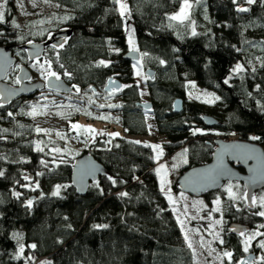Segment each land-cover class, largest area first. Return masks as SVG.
I'll return each instance as SVG.
<instances>
[{"label":"trees","instance_id":"obj_1","mask_svg":"<svg viewBox=\"0 0 264 264\" xmlns=\"http://www.w3.org/2000/svg\"><path fill=\"white\" fill-rule=\"evenodd\" d=\"M43 1L58 8L40 13L38 18L57 16L54 22H72L73 35L66 49L47 58L55 71L71 74L63 76L71 84L84 88L89 83L101 84L111 70L99 65L100 61L123 60L114 50L130 46L129 30L141 55L148 58L145 67L157 70V76L148 82L153 104L149 122L146 112L136 105L142 101L140 86L132 77V63L124 61L123 74L130 85L117 123L128 135L148 136L153 127L166 138L163 147L167 153L183 146L190 149L191 166L210 160L208 142H213L194 135V128L237 133L243 139L255 135L260 143L264 140V66H249L252 59L264 60V0H256L248 12L237 11L233 0H190L193 8L185 30L172 28L168 19L183 0H128L130 18L121 17L114 0ZM17 15L14 2L7 1L4 22H0L4 36L0 45H8L19 55L17 64L24 61L28 66L30 61L21 46L41 42L45 34L21 35ZM196 20L201 27L193 35L192 22ZM31 27L32 22L27 28ZM237 65L242 70L236 71ZM10 74L9 83L14 85L16 74ZM187 81L216 93L219 99L212 105L188 101ZM179 98L188 102L176 113L173 105ZM23 100L0 105V264H194V253L161 191L153 168V148L128 139H97L88 152L108 174L91 182L85 195H79L71 182L76 158L69 156L65 162L54 163L61 153L50 148L64 144L36 132ZM204 115L214 117L218 124L207 127ZM34 182H38L35 189L29 186ZM58 185L61 192L53 195ZM173 188L179 191L177 185ZM125 192L127 196L120 195ZM206 196L207 204L210 198L214 203V196ZM226 218L218 232L223 243L211 241L209 255H202L212 260L210 253H219L222 257L215 264H237L242 254L230 222L251 227L262 223V218L240 212ZM224 249L235 251L232 261L223 256ZM261 258L263 253H258L256 264H264Z\"/></svg>","mask_w":264,"mask_h":264},{"label":"rangeland","instance_id":"obj_2","mask_svg":"<svg viewBox=\"0 0 264 264\" xmlns=\"http://www.w3.org/2000/svg\"><path fill=\"white\" fill-rule=\"evenodd\" d=\"M7 1L9 0H6L5 3V0H0V5H3L2 7H0V11H2L3 13H5ZM11 1L14 2L18 11L17 19L21 35L31 32L35 35H40L43 34V31L51 28L56 24V22H54L55 20L53 21V19L57 16H55L54 18H46V20L40 19L38 18V16L40 15V13L56 11L58 8L57 4L43 0ZM238 1H241L240 6L242 7L249 8L252 5L244 3L243 0ZM122 2L126 3L130 8L128 0H122ZM190 3L192 4V7L188 10L189 16L193 8V3L191 1ZM179 9L172 15L176 14ZM187 20H185L184 23L169 20V23L170 26L176 30H185L187 26ZM30 22H32V27L27 28ZM200 27L201 25L199 24V22L197 23L196 20L194 21V25L192 24V31L193 28L194 30H199ZM129 32H131L132 39L135 46L137 47V43L133 38L132 31L129 30L128 33ZM0 39H4V36H2L1 33ZM261 46L264 47V39L261 42ZM17 57H19V55ZM147 60L148 58L143 55L140 63H132V67L135 70L136 81L140 86L142 102H148L151 98L148 90L149 77L147 74H145V66L148 62ZM34 65L35 67H31L33 73H35L36 78L38 77L41 79V66H43V68H47V66L38 62H35ZM249 66L251 67V69L259 66H264V60L262 57H257L250 61ZM17 71L18 69L16 67L14 69V72ZM10 78L11 77L8 78V81L10 80ZM186 87V98L188 101H194L205 105H212L218 100L215 99L216 97H218L216 93L202 88L194 81H187ZM86 96L88 97L89 102L84 106H81L80 108H77L78 106L75 105V103L66 101L64 100V97H61L60 95H57L50 91H45L44 93L40 92L34 98L27 99L22 102V105L25 108L24 111L26 115H28L31 124L35 127V130L39 135L42 134L49 139L63 142L64 146H61L62 148H50L53 153H55L56 149L61 153L60 156L59 154H57L58 158L54 160V163L58 164L59 162H65L67 161L69 156L77 158L82 154L89 153L88 146H90L99 138L108 139L109 141L115 139H128L135 142L139 141L140 144L144 145H159L160 149L156 151V156L154 159L155 165L153 168L156 174V170L160 169V176L157 175L159 181L161 177H164V179L166 180L163 192L165 193V196L167 198L171 196L172 201H170L169 198L168 200L170 203V207L173 210V214L178 224L180 225L183 234L185 235V237H187V244H189V241L191 242V249L194 253L195 259L194 264H215V262L219 263V260L222 257L219 253L217 254V256H214L210 253L209 257L212 258V260H209L207 258L203 259L202 255L206 253L209 255L208 250L211 246V241L220 240V237L217 238V233L220 232V229H222V227L226 225L225 217L223 215L224 210L222 209L221 211H216L215 206L209 207L206 203L204 205L203 201L194 199L185 193L176 192L173 188L177 178L180 176L184 167L190 162L188 147L183 146L171 154L167 153L163 147L164 143L166 142V138L164 136H160L153 129V127L150 128L148 136H130L126 133L125 129L117 123V121L120 119L117 107L109 106L120 104L118 95H112L109 98H107L105 95H103L102 98L94 97L91 95ZM100 105H103V107H100ZM33 106H35V111H33ZM76 115L77 117H75ZM145 116L147 117L149 122L153 119L151 112H146ZM81 122H84L86 125H91V129H94L95 132H87V128L79 125V123ZM73 125H79V127L73 128ZM98 126H100L104 131H110V135H97L96 132ZM37 129H41L42 131L38 132ZM192 131L194 135H202L206 137L212 136L216 139L222 138L225 140L255 141L264 149V140L260 143V138L255 135L243 139L240 134H225L214 129L209 130L204 128H194ZM117 133L119 135H113ZM162 165L166 166V168H162ZM29 186L35 189L38 186V182H34ZM60 192L61 191H59V193ZM262 198H264V193H259L256 196V206L259 207V212L264 211V208L260 207ZM236 201L238 202L239 200ZM211 208L213 209L211 210ZM216 221H220V223L217 224ZM260 225H264V222L260 223L252 231L248 232L257 233V235L249 243L248 249L249 247H257L258 249L261 248L259 245L260 242L264 241V235H259V233H264V228L259 227ZM244 240L245 237H242L243 247ZM260 251L261 253H263L262 251H264V249L261 248Z\"/></svg>","mask_w":264,"mask_h":264},{"label":"water","instance_id":"obj_3","mask_svg":"<svg viewBox=\"0 0 264 264\" xmlns=\"http://www.w3.org/2000/svg\"><path fill=\"white\" fill-rule=\"evenodd\" d=\"M62 33H58L57 36ZM52 36L45 42H29L21 46L26 51L29 61L34 62L43 57L45 49L55 42ZM39 52V57L34 53ZM141 53L132 52L131 50L125 54L126 59L138 61ZM18 58L8 45H0V95L4 98L0 99V104H9L23 96L36 94L38 91L47 87L51 91L68 93L72 87L61 79L59 82L53 78L47 83L40 81H32L31 69L23 64L20 66L17 75L19 84L12 85L8 82L9 73L17 65ZM146 74L151 80L154 79L155 70L148 69ZM60 85V86H57ZM120 83H110L108 89H118ZM142 108L150 110L153 106L152 102L138 103ZM183 99L179 98L174 102V111L182 112ZM203 122L207 127H213L218 121L208 115H204ZM216 148L213 153L212 160L206 164L198 165L186 170L177 181V187L180 191L195 197L205 195L209 192L220 189L224 182L242 181L247 190V201L250 206L251 199L255 191L264 187V149L263 147L252 141L246 140H224L217 138L215 141ZM231 162H236L246 169V173L240 172L233 167ZM106 168L94 158L93 155L87 153L75 159L72 164L71 182L79 195H85L89 189L91 182H95L102 175H107ZM230 229L235 234H240L234 229H243L247 231L249 226L242 223H231ZM254 254L247 256L251 261Z\"/></svg>","mask_w":264,"mask_h":264},{"label":"flooded vegetation","instance_id":"obj_4","mask_svg":"<svg viewBox=\"0 0 264 264\" xmlns=\"http://www.w3.org/2000/svg\"><path fill=\"white\" fill-rule=\"evenodd\" d=\"M71 24H72V22H60L59 21V22H56V24L54 26H52L51 28H49V29L44 31L45 36H44V39L41 42L48 41L49 38L54 35V36H56L55 37L56 44H63L64 46L62 48H57L56 50H53L52 47H51L52 44H50L45 49L42 58H40L39 60H36L34 62L30 61L28 67L32 71V74H33L32 81L33 82L34 81H40V82L47 83V81L45 80V78H44V76L42 74H41V76H42L41 79L38 78V77L36 78L35 73H33V70H32L31 67L34 66L35 62H38L40 64H43V65L47 66V68H48V64L46 63V61L49 60V59H47L48 56L51 55L52 53L55 54V55H57V54L60 55L59 53L62 50L66 49L65 47L68 46L69 42L71 41L72 35H73L72 29H71L72 28ZM58 33H62V34L57 36ZM137 48L139 49V46H137ZM115 50L114 51L116 53L114 55L119 56L121 54L123 60H116L115 58H113L111 61H109V60L108 61L101 60V61H104L105 64H99V65H105V66L108 67V69L111 70L110 71L111 73L107 74L104 77L103 82L101 84L94 85L93 83H89L87 85L88 86L87 88L86 87L84 88L83 86L71 84V82H69V80H65V78L63 77L65 75L61 74V72L55 71V69L52 67V64H51V71L57 72L61 76V79L65 80L66 83H68L72 87L71 92H68V93L55 92V91H51L47 87H45L44 89L38 91L36 94L30 95V96H23V99H24L23 101H25L27 99L34 98L40 92L44 93L45 91H47V92L50 91L52 93L60 95L61 97H64V100H66V101L75 103V105L78 106L77 108H80L81 106H84L86 103L89 102V99H88V97L86 95H91V96H94V97H101V98H102L103 95H105L107 98L111 97L112 95H118L120 104H119V107H117V109H118V113L120 114L122 112V110L124 109V96L126 95V93L128 91V88H129V85H130L129 82L126 80V76H124V74H123V72L125 71L124 61L127 60V61H130L131 63H135V62L140 63V61L142 60V55L140 56V59L138 61H133V60L126 59V57H125V54L128 51L131 50V46H129L127 49H117L116 48ZM27 59H28V57H27ZM23 64L27 65L26 62L23 61L22 64L21 63L17 64L12 69L13 72L12 71L10 72L11 74L12 73L16 74L17 81H18L17 75L19 73L20 66H22ZM131 66H132V64H131ZM16 67H17L18 71L14 72V69ZM47 68H45V69H47ZM148 69H149L148 67H145V74H146ZM155 71H156V73H155L154 78L157 76V70H155ZM132 77H133L134 82H137L134 68H133ZM113 81L115 83H117V82L120 83V85H119L120 87L118 89H116V88L108 89L107 88L110 83L114 84ZM18 84L19 83L16 82V84H14V85H18ZM74 85L79 89V92H77L76 88L73 87ZM19 99H17V100H19ZM187 102H188L187 100L183 99V107H185ZM11 103H9V104H11ZM138 103H140V102L136 103L138 108L144 110L145 112H151L152 111V108L150 110H146V109L142 108L140 105H138ZM0 105H8V104H0ZM77 115L75 117H77ZM118 124H120V123H118ZM120 125L122 126V128H124L122 124H120ZM208 137H210L212 139V141H213L212 143L208 142V145H210V147H211V158H210L209 161H207L205 163H202V164H206V163H208V162H210L212 160L213 153H214L215 148H216V144L214 142L216 140V138L212 137V136H208ZM188 150H189V154H190V162L184 167V169L181 172L180 176L177 178V180L175 182V185H177L178 179L181 177V175L186 170H188L189 168L198 166V165L191 166V156H192V154H191V151H190L189 148H188ZM202 164H199V165H202ZM231 164H232L233 167L237 168L240 172L246 173V169L244 167H242L240 164H238L236 162H231ZM229 187H231V193L228 191ZM178 192H182V191L179 190ZM212 192H209V193H207L205 195H202V196H199V197H195V196H192V195L187 194V193H185V194L189 195L190 197H192L194 199H199V200L203 201L204 205L206 203L205 199H207L206 195L210 194V196L211 195H212V197L214 196V203L212 202L213 199L210 198L209 201H211V203H209V204L206 203V204L209 207L215 206V208L216 209L219 208L220 211L223 209L224 210L223 215L225 217V221L227 220L226 216H228V215L232 216V215L240 212V213H245V214L251 215L252 217L253 216H258V217L262 218V223L264 222V217L259 216V215L256 214L260 210L259 207L256 206V204L255 205L252 204V206H250L248 201H247V198H245V194H247V190H246L245 184L242 181H229V180H227V181L224 182L223 186L220 189H218L216 191H212ZM182 193H184V192H182ZM259 193H264V187L259 189V190H257V191H255L254 194H253V197H255V199H256V196ZM232 195H235L236 200H239V201L237 202L235 199L230 198V196H232ZM217 200H219V204L216 203ZM212 209L213 208H211V210ZM231 223H239V222L232 221V222L229 223V226H230ZM256 226H258V225H256ZM256 226H254V227L249 226V229L246 231V233L252 231ZM229 229H230V227H229ZM231 232H232V230H231ZM231 234H233L236 237H238V239L240 240L241 246H242V254H241V256L238 257L237 264H239V262H241V261H244L245 264H250L251 261H255L257 259L258 253H261V251H260L261 248L258 249L257 247H254V248L253 247H249L248 251L245 252L244 251V247L242 245V237L243 236H241L240 234H235L233 232ZM224 252H231L232 253L231 259L226 257L228 260L232 261L234 259L235 251L224 249ZM262 252L264 254V251H262ZM251 254H254V258L251 261H249L247 259V256H249Z\"/></svg>","mask_w":264,"mask_h":264},{"label":"snow or ice","instance_id":"obj_5","mask_svg":"<svg viewBox=\"0 0 264 264\" xmlns=\"http://www.w3.org/2000/svg\"><path fill=\"white\" fill-rule=\"evenodd\" d=\"M197 2H199V0H197ZM243 2L248 4V5H251V4H255L256 0H243ZM5 3H6V0H5ZM114 3L119 5V11H120L121 17L127 16L128 18H130L131 9L129 8V6L126 3L122 2V0H114ZM233 3L237 4V11H239V12H248L250 10L247 7L240 6L239 3H238V0H233ZM2 6L3 5H0V7H2ZM191 7H192V4L190 3V0H183V6L179 9V11L176 14L169 16L168 19L169 20L178 21L180 23H184L185 20L189 19L188 10L191 9ZM70 18L71 17H64L65 20L70 19ZM0 22H4V13L2 11H0ZM192 24L194 25V21L192 22ZM192 34L196 35V32H195L194 28H193ZM128 43L131 46V51L132 52H138L139 51V49L134 44V41H133L132 36H131V32H129ZM63 46H64L63 44H55V43H53L51 45L53 50H56L57 48H62ZM34 55L36 57H39L40 53L36 52V53H34ZM46 63L48 64V68L47 69H45V68H43V66H41L42 75L44 76L45 80L50 82L53 78H55V80L59 82L61 80V76L57 72L51 71V63L52 62L51 61H46ZM160 63L163 64L164 61H160ZM100 64H105V62L104 61H100ZM34 67H35V65H34ZM60 67H63V65H60ZM235 70L236 71L242 70V66L241 65H237ZM137 74H139V73H137ZM64 75L65 76H69V77L71 76V74L68 73L67 71L64 72ZM17 83H19V81H17ZM113 83H115V82L113 81ZM225 83H227V81H225ZM57 86H60V85H57ZM73 87L76 88L77 92H79V89L75 85ZM3 98L4 97L2 95H0V99H3ZM215 99H219V98L216 97ZM109 106L110 107H119V105H109ZM100 107H103V105H100ZM33 111H35V106H33ZM8 115H12V114L9 113ZM77 127H79V125H73V128H77ZM37 131L39 132V131H42V130L41 129H37ZM86 131L89 132V133L95 132V130L91 129V128L86 129ZM100 134L104 135V133H100ZM113 135H119V134L117 133V134H113ZM135 143H140V142L136 141ZM145 146L153 148L154 151H157V150L160 149L159 145H145ZM38 150L42 151V149H39V148H38ZM42 163H44V162L42 161ZM161 167L162 168H166V166H163V165ZM156 171H157V175L160 176V169H157ZM2 175H3V172H0V176H2ZM108 179L111 180L113 184L116 183L115 179H113L112 177H108ZM165 183H166V180L164 179V177H161V179H160L161 191H164ZM97 187H98V185H97ZM59 191H60V186L58 185L56 187V191L53 192V195H58ZM101 191H102V189H101ZM228 191L231 193V187H229ZM16 195L19 196L20 194L16 193ZM120 195L121 196H127L128 193L125 192V193H121ZM168 198H169L170 201H172L171 196H169ZM230 198L236 199L235 195L230 196ZM245 198H248L247 194H245ZM250 199H251V204L255 205L257 203L255 197H252ZM216 203L219 204V200H217ZM28 206H31V201L28 202ZM260 207L264 208V198H262V202L260 203ZM216 211H220V209L217 208ZM256 214L259 215V216L264 217V211H260V212H258ZM216 223L219 224L220 221H216ZM96 227H106V226L96 225ZM259 227L264 228V225H260ZM234 230L239 231L240 235L245 237V240H244V251L247 252L249 243L257 235V233L256 232L246 233V231L243 230V229H234ZM259 235H264V233H259ZM16 236L18 238L19 234H16ZM185 238L187 239V237H185ZM217 238H219V234L218 233H217ZM220 243H223V240H220ZM188 246L190 248L192 247L190 241H189ZM259 246L262 249H264V241L260 242ZM31 247L35 248V245H32ZM22 251H23V247H21V252ZM223 256L231 259L232 253L231 252H224ZM261 259H264V258H261ZM239 264H245V262L241 261V262H239ZM250 264H256V262L255 261H251Z\"/></svg>","mask_w":264,"mask_h":264},{"label":"bare ground","instance_id":"obj_6","mask_svg":"<svg viewBox=\"0 0 264 264\" xmlns=\"http://www.w3.org/2000/svg\"><path fill=\"white\" fill-rule=\"evenodd\" d=\"M79 125L87 128V129L91 128V125H86L84 122L79 123ZM100 133H104V135H110V131H104L100 126H98L96 134L101 136Z\"/></svg>","mask_w":264,"mask_h":264},{"label":"built area","instance_id":"obj_7","mask_svg":"<svg viewBox=\"0 0 264 264\" xmlns=\"http://www.w3.org/2000/svg\"><path fill=\"white\" fill-rule=\"evenodd\" d=\"M250 136H252V135H250Z\"/></svg>","mask_w":264,"mask_h":264}]
</instances>
